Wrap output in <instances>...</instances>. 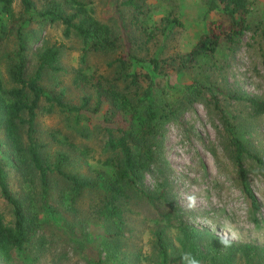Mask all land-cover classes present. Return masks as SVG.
Listing matches in <instances>:
<instances>
[{"label":"rangeland","instance_id":"1","mask_svg":"<svg viewBox=\"0 0 264 264\" xmlns=\"http://www.w3.org/2000/svg\"><path fill=\"white\" fill-rule=\"evenodd\" d=\"M35 1L41 5L43 0ZM137 3L133 6L123 4V0H92L95 15L108 23L111 33L119 39L117 48L111 52H90L84 72L101 76L104 84L125 89L134 102L135 89L128 87L127 80L119 79L117 67L109 63L110 59L131 51L146 63L152 55L166 58L186 52L206 30L207 20L216 16L207 9L209 0H138ZM250 15L256 27L264 25V0H251ZM252 32L247 30L235 49L225 48L189 67H180L177 62L163 64L159 71L151 72L157 75L154 92L163 89L164 95L171 99L179 93L175 87L181 88L194 77L209 76L225 92L243 91L264 97L263 41L258 32ZM51 43L61 46V70L54 74L45 72L44 85L53 93L64 92L62 100L71 105H79L82 96L87 94L89 104L85 108L93 111L97 100L95 81L76 77L80 42L73 35L66 37L63 34L62 23L46 26L41 31V37L32 46L29 73L37 61L34 51ZM7 45L8 40L0 39V74L5 76L1 54ZM141 71H145L144 66ZM220 98H223L222 94ZM222 103L226 107L229 105L227 101ZM231 106L238 114V122H234L240 125L241 138L264 159V114L250 116L248 106L242 102L234 101ZM104 108L105 118H102V112L91 118L97 122L96 126L100 127L104 119L127 125V112L118 110L114 114L115 108L108 101ZM80 118L81 115L78 119L58 106L49 108L42 99L36 114L41 156L45 163L52 165L58 153L64 152L69 156L65 169L95 177L94 169L105 156L101 133L85 130ZM7 140L0 126V155L7 161L10 189L16 196L31 199L43 222V230L28 246L31 255L37 254L35 261L25 259L32 264H155L152 229L165 209L182 213L184 221L197 230L203 244L211 243L219 250L232 252L233 264H264V250L254 254L243 249L245 244L264 246V169L245 157L252 199L240 183L218 113L205 102L193 101L177 116L166 118L158 137L155 161L143 175V184L153 191H165L172 205L168 203L164 208L162 203L140 202L128 220L134 231L131 234L126 230L122 240L111 235L105 239L107 222L92 209L96 200L94 191L76 202L74 212L71 210L67 201L70 183L56 173H50L47 178L50 194L46 202L51 211L46 203L43 205L38 195V175L32 167L25 168L19 162ZM23 140L26 141L24 134ZM0 211L6 220L12 218L10 205L1 196ZM175 232L174 225L166 229L173 242ZM222 235L231 239L229 246L220 244ZM41 238L43 243L39 242ZM22 253L27 256L26 249ZM0 264H3L1 260Z\"/></svg>","mask_w":264,"mask_h":264},{"label":"trees","instance_id":"2","mask_svg":"<svg viewBox=\"0 0 264 264\" xmlns=\"http://www.w3.org/2000/svg\"><path fill=\"white\" fill-rule=\"evenodd\" d=\"M137 1L123 0V4L136 6ZM250 5L251 0H209L207 9L216 16L207 20L206 30L186 52L166 58L152 55L145 60L146 63L131 51L111 58L109 63L117 67L119 79L127 80L128 87L135 89L134 102V98L125 89L102 83L101 76L84 73L90 52H111L117 48L119 39L111 33L109 24L95 15L92 0H43L41 5L36 4L35 0H0V39L8 40V45L1 54L6 76L0 74V126L15 157L25 168L32 167L38 175V195L43 205L46 203L51 211L46 202L50 194L47 178L50 173H56L70 183L67 201L73 212L76 210V202L94 191L96 200L92 203V209L107 222L105 239H109L110 235L117 240L125 239L126 230L131 234L134 231L128 220L136 212L135 206L140 202L162 203L164 208L168 203L172 205L165 191H153L144 186L143 175L155 161L158 137L166 118L177 116L185 106L197 100L205 102L218 113L226 147L237 168L240 183L246 194L254 199L247 182L244 159L248 157L254 160L263 169L264 159L241 138L240 125L234 122H238V114L231 104L234 101L246 104L249 115L254 117L264 114V97L243 91L225 92L209 76L194 77L181 88L175 87L179 93L174 94L171 99L164 95L166 91L163 89L155 91V97L157 75L151 73L159 71V67L168 62L189 67L197 60L218 54L225 48L235 49L247 30H252L253 34L259 33L263 41L261 51L264 56V25L255 26L250 15ZM59 22L63 24V34L66 37L73 35L80 42V65L76 77L95 81L97 100L93 111L85 108L89 104L87 94L82 96L79 105H71L62 100L64 92L53 93L44 85L45 72L54 74L61 70V46L58 44L38 47L34 51L36 65L29 73L28 64L34 42L41 37V31L46 26ZM143 66L145 71H141ZM142 82L145 83L144 86ZM42 99L49 104V108L58 106L72 112L78 119L81 115L80 121L85 130L88 128L101 133L100 141L105 156L94 169L95 177L65 169L69 156L64 152L58 153L52 165L44 162L37 140L36 123ZM106 101L115 108L114 114L118 110L128 113L129 121L126 126L117 125L114 120L106 122L104 119V123L98 127L97 122L91 121L93 114L97 112H102V118L106 117ZM224 101L229 104L227 107L222 103ZM23 134L26 141L23 140ZM6 165L7 161L0 155V196L10 205L12 212V218L6 220L0 211V260L3 264H32L26 260L30 258L35 261L37 254L31 255L28 246L34 242L38 232L43 230V222L31 199L16 196L11 191ZM160 214L162 216L159 215L160 218L158 217L157 224L152 229L155 264H181V256L185 252H190L200 264H233L232 252L226 253L211 243L203 244L197 230L184 221L182 213H176L175 209H165ZM173 220L175 223H172ZM169 225L175 226L176 243L166 233ZM39 240L44 242L43 238ZM25 249L26 257L22 253ZM243 249L255 254L264 250V246L245 244ZM16 255L22 259L18 260Z\"/></svg>","mask_w":264,"mask_h":264},{"label":"clouds","instance_id":"3","mask_svg":"<svg viewBox=\"0 0 264 264\" xmlns=\"http://www.w3.org/2000/svg\"><path fill=\"white\" fill-rule=\"evenodd\" d=\"M219 242L221 245L227 247L231 244V239L227 236H220ZM181 264H200V261L194 257L190 252H185L181 256Z\"/></svg>","mask_w":264,"mask_h":264}]
</instances>
